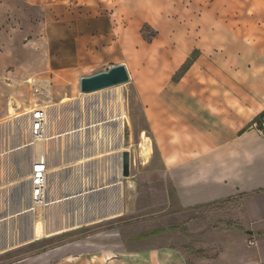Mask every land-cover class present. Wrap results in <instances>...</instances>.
<instances>
[{
	"label": "rangeland",
	"instance_id": "1",
	"mask_svg": "<svg viewBox=\"0 0 264 264\" xmlns=\"http://www.w3.org/2000/svg\"><path fill=\"white\" fill-rule=\"evenodd\" d=\"M205 1L0 0V120L8 115L9 107L19 113L42 102L51 105L78 96L81 77L107 70L120 61L122 54L116 43L120 32L116 33L111 23L115 19L123 20V36L129 42L124 60L132 67L130 80L123 85L131 123L123 215L76 229L69 226L54 236L34 237L33 242L1 254L0 264L109 230L115 231L128 249L170 247L180 251L189 264H216L222 254L227 256L224 260L253 256L254 245L237 198L191 209L178 205L163 156L181 151L182 143L175 141L174 130L155 125L144 115L140 93L133 83L137 53L144 59L139 64H147L151 75L157 63L153 57L168 53L172 47L156 38L153 24L158 18L153 19L154 13L180 4L178 11L186 10L197 20ZM169 14L165 10L159 15L168 22L173 16ZM142 132L148 138L146 146L152 145L146 157L139 149L144 143ZM35 221L33 224L41 222Z\"/></svg>",
	"mask_w": 264,
	"mask_h": 264
},
{
	"label": "crops",
	"instance_id": "2",
	"mask_svg": "<svg viewBox=\"0 0 264 264\" xmlns=\"http://www.w3.org/2000/svg\"><path fill=\"white\" fill-rule=\"evenodd\" d=\"M170 6L159 8L173 15L170 21L157 10L153 25L159 43L172 47L153 57L151 75L147 64H139L142 55L135 60L133 83L144 115L174 130L182 143L181 151L163 156L182 209L239 201L254 254L243 260H224L222 254L216 264H264V0H206L197 20L179 12L180 4ZM111 23L120 32L116 43L122 54L114 64H124L130 74L123 20ZM3 264L189 263L170 247L128 249L109 230Z\"/></svg>",
	"mask_w": 264,
	"mask_h": 264
},
{
	"label": "built area",
	"instance_id": "3",
	"mask_svg": "<svg viewBox=\"0 0 264 264\" xmlns=\"http://www.w3.org/2000/svg\"><path fill=\"white\" fill-rule=\"evenodd\" d=\"M128 126L120 85L0 120V255L33 242L35 220L76 229L123 215Z\"/></svg>",
	"mask_w": 264,
	"mask_h": 264
},
{
	"label": "water",
	"instance_id": "4",
	"mask_svg": "<svg viewBox=\"0 0 264 264\" xmlns=\"http://www.w3.org/2000/svg\"><path fill=\"white\" fill-rule=\"evenodd\" d=\"M130 76L124 64H114L107 70L97 72L79 79V92L82 94L92 93L109 87L126 83ZM128 153L123 154L124 175H128Z\"/></svg>",
	"mask_w": 264,
	"mask_h": 264
},
{
	"label": "bare ground",
	"instance_id": "5",
	"mask_svg": "<svg viewBox=\"0 0 264 264\" xmlns=\"http://www.w3.org/2000/svg\"><path fill=\"white\" fill-rule=\"evenodd\" d=\"M29 81V80H28ZM38 83H40V82H38ZM42 83V82H41ZM126 83H123V84H120V86L122 85H125ZM41 86V85H40ZM119 86V85H118ZM47 88H48V86H47ZM50 101V100H49ZM48 101V102H49ZM50 105V104H49ZM10 111H12L13 112V109L11 108V107H9V112ZM129 127H130V130H131V123L129 122ZM141 136H142V140L144 141V143L143 142H141L140 143V145H139V149H140V153H141V155H143V156H147L149 153H151L152 152V145H147L146 146V140H148V138L146 137V135H145V132H142V134H141ZM130 141V140H129ZM148 144V143H147ZM42 147H43V144L41 143V142H38V143H36V150H37V153L38 154H41L42 152H43V149H42ZM131 185V184H130ZM36 222V221H35ZM34 223V222H33ZM69 227V225H66V224H64V225H62V226H60L59 228H55L54 226H53V228H51V227H47V228H49L50 230H45V229H43V227H42V224H41V222H37V223H35V224H33V238L35 237H38V239L39 238H41L42 236H54V235H56V234H61L60 232H63V229H64V231H66V230H68L67 228ZM69 260H71V258H69Z\"/></svg>",
	"mask_w": 264,
	"mask_h": 264
}]
</instances>
